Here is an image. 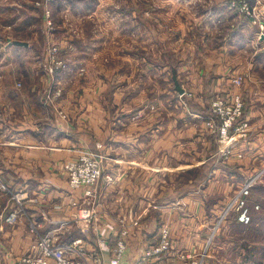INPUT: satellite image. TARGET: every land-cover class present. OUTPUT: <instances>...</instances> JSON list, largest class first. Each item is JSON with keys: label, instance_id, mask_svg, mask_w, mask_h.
I'll return each instance as SVG.
<instances>
[{"label": "rangeland", "instance_id": "1", "mask_svg": "<svg viewBox=\"0 0 264 264\" xmlns=\"http://www.w3.org/2000/svg\"><path fill=\"white\" fill-rule=\"evenodd\" d=\"M254 2L255 0H54L47 7L43 0H0V38L19 37L33 44L24 58L12 55L13 58L0 59V94L4 89L14 88L30 99L31 94L28 92L33 83L38 81L37 86L47 87L51 82L52 90L44 95L46 108L63 120H67L68 115L62 102L73 100L74 109L81 97L80 87L86 86L85 82H90L95 76L98 80L99 77L103 80V102L107 106L109 120L115 113L111 106L112 93H115L114 98L117 96L115 100L118 106L127 103L138 89L145 92L151 89L152 93L149 95L153 98L152 101L156 99L155 103L161 94H167V99L164 100V95L161 97L162 103H166L168 107L153 110L152 119L159 120L161 112L163 115L166 110L169 119H173L176 112L177 116L181 114L180 107L182 109V162L185 172L178 178V183H184L185 191L190 189V181L194 182V187L207 180V174L201 172L206 168L204 165L198 169L190 168L200 165L210 154L213 143L217 145L216 155L220 159L228 161L231 156H237L238 159L229 163L238 172H221L212 177L214 180L216 178L212 184H206L209 187L203 195V209L208 213L204 219L207 223H185L182 235L179 233L181 228L174 232L178 237L176 241L178 244L182 241L191 242V234L196 228L205 233L199 239V245L194 244L196 254L188 259L191 260L190 264H264V125L256 127L261 116L264 122V67H258L256 59L260 56L257 54L260 47L264 46V21L260 20V17L264 19V2L256 7L251 6ZM243 4H247L249 14L242 12ZM223 9H226L224 14ZM45 10H48V15ZM245 18L253 24L246 32L248 42L241 47L238 43L241 32L237 28ZM4 27L9 30L4 31ZM71 42L77 52L69 51V45H66ZM1 46L3 42H0ZM0 54H3L1 48ZM42 56L45 58L42 59ZM217 77L220 78L217 80L218 88L212 93H203V88L206 91L207 85L211 83L212 86ZM164 79H167V87L164 86ZM175 82L183 93L176 91ZM227 85L230 86L229 90L225 89ZM243 90L258 91L262 96L255 97L247 93L245 100ZM70 91L73 92L69 94ZM238 101L243 104L240 119L247 123V132L242 137L238 133L234 136L232 130L229 132L228 145L231 153L225 157L219 151V120L212 112V104L222 102L230 107ZM250 104L253 106L251 110ZM193 110L206 115L208 131L196 123L197 118L191 115ZM123 112L116 110V115ZM210 123L214 126L211 127ZM253 142L260 147L258 156L253 158L255 165L251 166L255 172L250 168L245 171L249 167L245 160L246 151H249V144L253 145ZM171 146L168 147L169 152L173 149ZM89 151L99 152L102 157V175L94 188L95 194V190L102 184L108 186L112 182L105 180L107 176L112 179V176L104 172L106 164H109L106 162L109 161L100 144ZM81 152L82 150L76 157L61 162L58 166L61 175L58 173V176L67 181L64 166L75 160ZM175 162L176 160L167 159L168 169ZM215 162L208 160L207 164L210 166ZM158 163V160H153V168L158 167ZM164 179L167 180V190H162V194L168 193L170 185L175 186L172 175ZM248 179L252 180L246 199L250 222L241 224L233 212L235 208L226 216L222 215L231 198ZM80 192L83 197L80 202L91 207L95 219V209L92 208L94 198L90 199L94 195L86 198L84 190ZM87 199L90 200L86 201ZM184 214L188 215L187 219H191L190 210L184 211ZM95 221L98 223L99 219ZM90 224L92 226L94 222Z\"/></svg>", "mask_w": 264, "mask_h": 264}, {"label": "crops", "instance_id": "2", "mask_svg": "<svg viewBox=\"0 0 264 264\" xmlns=\"http://www.w3.org/2000/svg\"><path fill=\"white\" fill-rule=\"evenodd\" d=\"M262 2L264 0H255L251 6L263 5ZM224 13L226 9H223ZM260 20L264 21L261 17ZM244 21L237 28L241 32L238 41L241 47L248 42L246 32L253 24L248 18ZM5 29L7 31L8 27H4V31ZM15 41L25 45H13ZM0 42H3V46L0 47L3 52L0 54L1 60L4 57L15 56L24 58L33 45L19 37L5 36L0 38ZM66 46L69 51L77 52L72 42ZM260 48L257 52L260 56L256 59L258 67L262 69L264 46ZM78 51L82 52L80 49ZM218 79L220 78L217 77L212 86L209 83L206 91L203 88V93L215 91L219 85ZM164 80V86L167 87V79ZM85 83L86 86L80 87L81 97L74 105V109L73 100L67 99L68 101L62 102L68 115L67 120L57 118L46 108L44 95L52 90L51 82L47 87L37 86L38 81L33 83L28 92L31 94L30 99L14 88L4 89L0 94V180L2 181H0V264H17L18 258L28 252L34 239L30 233L33 224L40 226L39 234L58 230L62 240L82 239L85 249L88 252L98 251L104 264H109L110 254L99 249L100 229L107 231V247H113L118 240H125L127 248L122 264H132L143 255L148 245L157 241L160 229L166 227L170 231L172 246L165 257V263L184 264L186 261H191L187 257L192 259L195 256L194 244L199 245V239L203 234L205 236V233L196 228L191 234V242L185 241L184 244L182 241L178 244L176 241L178 237L174 232L181 228L179 233L182 235L185 223L186 225L198 221L199 225L201 222L207 223L204 219L208 213L203 209L205 207L203 195L209 187L206 184H212L216 180L212 177L221 172H238L236 168L229 166V163L238 160L237 156H231L228 161L220 159L216 155L217 145L213 143L210 154L200 165L190 168L198 169L208 160H215L216 164L210 166L207 164L206 168L201 170L203 174H207V180L195 184L194 187H192L194 182L190 181L188 185L190 184L191 187L185 191L184 183H178V178L180 179L185 172L182 162L184 131L181 107L179 116L176 112L175 117L169 119L166 110L163 115L161 112L160 119L155 121L152 119L153 110L159 108L162 110V106L168 107L166 103H162L161 97L166 96L165 100L168 98L167 94H161L158 102L155 103L156 99L152 101L153 98L149 95L152 93L151 89L147 92L138 89L127 103L118 106L115 100L117 96L114 98L115 93L111 92L113 95L111 106L115 113L109 120L107 106L103 102L105 95L103 80L101 77L98 80L95 76L93 80ZM229 87L227 85L225 89ZM72 92L70 91L69 94ZM247 93L255 97L262 96L258 91L243 90L245 100ZM252 107L251 105L249 110ZM175 108L177 109L178 105ZM116 110L124 112L116 115ZM191 115L197 118L195 121L201 128L208 131L206 115L199 110H193ZM261 118L262 116L256 127L264 125ZM208 134L210 138H214L211 132ZM98 144L102 147L106 160L109 161L106 162L109 164H106L104 172L112 176V182L108 186L102 184L97 187L94 197L90 198L91 200L94 198L92 200V208L95 209L96 214L94 220L99 219V222L93 221L94 224L90 226L89 232L82 233L80 225L76 222L77 208L71 205V202H80V198H83L82 193L80 190H70L67 181L62 176H58L60 172L58 166L62 161L76 157L80 150H94ZM251 144L249 151H246V157L244 155L249 166L245 171L250 168L255 172L251 166L255 165L256 161L253 158L259 153L260 147L254 145V142L253 145ZM169 145L173 147L170 152ZM232 153L235 154L233 151ZM167 159L176 160L175 165L170 169L167 167ZM153 160H158V167L153 168ZM168 175H172L175 186L170 185L171 189L168 193L162 194V190H167L165 185L168 178L165 180L164 177ZM14 195L22 197L23 209L17 215L16 222L8 224L5 219L17 207L12 199ZM57 206L61 208L55 209ZM189 210L192 212L189 215L191 219H187L188 215L184 214V211ZM134 222L137 225H133ZM123 231L127 232L126 236L122 235Z\"/></svg>", "mask_w": 264, "mask_h": 264}, {"label": "built area", "instance_id": "3", "mask_svg": "<svg viewBox=\"0 0 264 264\" xmlns=\"http://www.w3.org/2000/svg\"><path fill=\"white\" fill-rule=\"evenodd\" d=\"M47 7L54 0H43ZM242 12L249 14L247 4H243ZM48 10L45 14L48 15ZM54 60V58H51ZM60 67V64H57ZM243 104L239 101L233 106H226L222 102H214L212 104V112L219 120L218 134H219V151L221 155L227 156L231 153L228 145V134L232 130L233 135L237 133L240 137L247 132V123L240 119L242 114ZM211 127L214 126L210 123ZM246 135V133H245ZM241 157V155H239ZM101 155L99 152H92L83 150L81 154L72 161H69L64 166V174L67 178L69 187L74 191H83L84 197H92L94 195V188L101 179ZM107 182L112 181L110 176L105 178ZM252 187V180L248 179L239 188L238 192L234 194L227 204L223 215L226 216L229 211L235 208L233 212L237 215V221L241 224H248L250 222V214L246 206L247 195ZM17 207L9 213L5 221L8 224H14L17 215L22 212V197L14 195L12 197ZM73 207L77 208L76 222L80 225V231L87 233L94 220V213L92 209L84 204L71 202ZM57 206L55 209H60ZM133 225H137L136 222ZM39 225L33 224L30 227V233L34 236L28 252L21 256L17 264H104L101 254L96 252H88L83 244L82 239H75L72 241L62 240L59 236L58 230H51L44 234H39ZM100 245L99 249L110 254L109 264H122L124 254L126 252V242L124 239L118 240L113 247H107L105 229L99 230ZM123 236L127 235L126 231L122 232ZM171 250V240L169 230L166 227L160 229L159 237L154 244L148 245L144 250L143 255L132 264H166L165 257ZM191 259V257H187ZM187 261L185 264H190ZM198 264V263H191Z\"/></svg>", "mask_w": 264, "mask_h": 264}, {"label": "water", "instance_id": "4", "mask_svg": "<svg viewBox=\"0 0 264 264\" xmlns=\"http://www.w3.org/2000/svg\"><path fill=\"white\" fill-rule=\"evenodd\" d=\"M13 45H16V46H22V45H25V44H23L22 42H17V41H15V42H13ZM175 89H176V91H177L179 94L183 93L182 88H180L179 85H178L176 82H175Z\"/></svg>", "mask_w": 264, "mask_h": 264}, {"label": "trees", "instance_id": "5", "mask_svg": "<svg viewBox=\"0 0 264 264\" xmlns=\"http://www.w3.org/2000/svg\"><path fill=\"white\" fill-rule=\"evenodd\" d=\"M208 163V162H207ZM207 163L204 165V167H206Z\"/></svg>", "mask_w": 264, "mask_h": 264}]
</instances>
